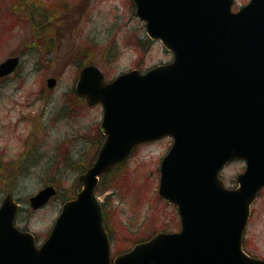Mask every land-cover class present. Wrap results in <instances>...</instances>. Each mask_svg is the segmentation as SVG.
Returning a JSON list of instances; mask_svg holds the SVG:
<instances>
[{"label":"water","instance_id":"95a60500","mask_svg":"<svg viewBox=\"0 0 264 264\" xmlns=\"http://www.w3.org/2000/svg\"><path fill=\"white\" fill-rule=\"evenodd\" d=\"M235 0H134L149 36L174 54L167 65L133 70L110 83L85 67L76 93L103 105L106 140L78 180L77 196L62 208L48 239L37 246L16 226L19 205L0 207V264H264L243 249L251 207L264 186V0L233 12ZM20 57L0 64V78ZM55 78L48 79L54 88ZM173 137L161 166L159 196L180 214V232H160L111 258L100 178L124 164L144 143ZM244 159L239 186L228 189L220 171ZM48 186L30 198L33 209L55 195Z\"/></svg>","mask_w":264,"mask_h":264},{"label":"rangeland","instance_id":"374dc122","mask_svg":"<svg viewBox=\"0 0 264 264\" xmlns=\"http://www.w3.org/2000/svg\"><path fill=\"white\" fill-rule=\"evenodd\" d=\"M235 1L237 10L250 0ZM64 2V19L52 20L48 0H0V64L10 56L22 58L15 74L0 78V206L12 193L21 204L18 226L39 243L48 238L63 204L81 189L78 177L105 140L102 106L89 107L75 94L81 66L94 64L111 81L173 59L161 42L149 39L133 0ZM51 77L58 80L53 89L47 85ZM171 146L170 138L142 145L102 178L98 194L111 227L113 257L158 232L180 230L177 209L159 197L160 165ZM244 169L245 162L234 161L221 175L235 187ZM51 185L57 197L34 210L30 198ZM244 247L264 258V195L253 208Z\"/></svg>","mask_w":264,"mask_h":264},{"label":"flooded vegetation","instance_id":"af4514ba","mask_svg":"<svg viewBox=\"0 0 264 264\" xmlns=\"http://www.w3.org/2000/svg\"><path fill=\"white\" fill-rule=\"evenodd\" d=\"M49 10H50V17L49 19H64L63 14H65L64 12V7H65V2L64 0H60L58 3L54 2V0H49ZM60 16V17H59ZM264 195V188L263 190L260 192L258 200H257V204L261 199V196ZM106 230L108 232V235L110 237V240L112 241V234H111V227L108 226V228L106 227Z\"/></svg>","mask_w":264,"mask_h":264},{"label":"trees","instance_id":"16d2710c","mask_svg":"<svg viewBox=\"0 0 264 264\" xmlns=\"http://www.w3.org/2000/svg\"><path fill=\"white\" fill-rule=\"evenodd\" d=\"M37 5V4H36ZM44 5V4H43ZM36 7H38V8H40L38 5L36 6ZM86 65H88V64H84L83 66H81V68H83L84 66H86ZM112 175V174H111ZM111 175H109V176H111ZM107 176H105L104 177V179L106 178ZM108 189V187L106 188V190Z\"/></svg>","mask_w":264,"mask_h":264}]
</instances>
